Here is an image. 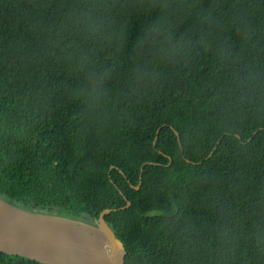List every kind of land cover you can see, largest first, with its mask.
Here are the masks:
<instances>
[{
    "label": "trees",
    "instance_id": "trees-1",
    "mask_svg": "<svg viewBox=\"0 0 264 264\" xmlns=\"http://www.w3.org/2000/svg\"><path fill=\"white\" fill-rule=\"evenodd\" d=\"M0 198L110 209L125 264H264V0H0Z\"/></svg>",
    "mask_w": 264,
    "mask_h": 264
},
{
    "label": "water",
    "instance_id": "water-1",
    "mask_svg": "<svg viewBox=\"0 0 264 264\" xmlns=\"http://www.w3.org/2000/svg\"><path fill=\"white\" fill-rule=\"evenodd\" d=\"M130 205L128 202L127 207ZM110 212V209L104 210L96 226L84 225L95 228L99 236L69 237L39 224L40 218H58L20 210L0 198V253L42 264H125V246L105 221V215ZM66 221L75 224V221Z\"/></svg>",
    "mask_w": 264,
    "mask_h": 264
},
{
    "label": "bare ground",
    "instance_id": "bare-ground-1",
    "mask_svg": "<svg viewBox=\"0 0 264 264\" xmlns=\"http://www.w3.org/2000/svg\"><path fill=\"white\" fill-rule=\"evenodd\" d=\"M39 220V224L47 227L50 231H53L56 234L80 238L93 237L92 234H95L96 236L100 235V232L96 231L95 228H89L88 226L84 225L77 226L59 218L51 220L40 218Z\"/></svg>",
    "mask_w": 264,
    "mask_h": 264
},
{
    "label": "rangeland",
    "instance_id": "rangeland-1",
    "mask_svg": "<svg viewBox=\"0 0 264 264\" xmlns=\"http://www.w3.org/2000/svg\"><path fill=\"white\" fill-rule=\"evenodd\" d=\"M66 218H68V217H66ZM78 223H79V224H78ZM81 223H83V222H81ZM84 224L90 225L89 222H86V223H84ZM75 225H77V226H81V225H80V222H78V221H75Z\"/></svg>",
    "mask_w": 264,
    "mask_h": 264
},
{
    "label": "clouds",
    "instance_id": "clouds-1",
    "mask_svg": "<svg viewBox=\"0 0 264 264\" xmlns=\"http://www.w3.org/2000/svg\"><path fill=\"white\" fill-rule=\"evenodd\" d=\"M80 225H87V224H80Z\"/></svg>",
    "mask_w": 264,
    "mask_h": 264
}]
</instances>
